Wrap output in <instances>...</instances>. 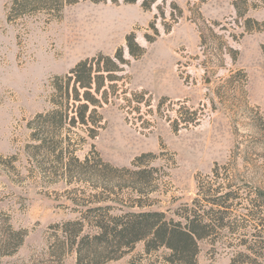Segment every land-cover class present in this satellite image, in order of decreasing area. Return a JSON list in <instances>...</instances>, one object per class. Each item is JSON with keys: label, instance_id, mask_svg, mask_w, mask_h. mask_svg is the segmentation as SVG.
Masks as SVG:
<instances>
[{"label": "rangeland", "instance_id": "1", "mask_svg": "<svg viewBox=\"0 0 264 264\" xmlns=\"http://www.w3.org/2000/svg\"><path fill=\"white\" fill-rule=\"evenodd\" d=\"M11 4L0 0V241L23 237L0 264H76L55 226L79 218L83 208L73 200L90 191L38 172L26 152L27 124L51 110L56 78L119 49L128 65L96 111L97 136L79 132L75 155L149 171L152 192L141 211L172 218L196 210L215 229L199 243L197 264H264V0H78L56 17L13 14ZM131 34L144 50L138 59L127 54ZM118 197L139 196L124 189ZM143 250L137 243L108 264L160 263L167 255Z\"/></svg>", "mask_w": 264, "mask_h": 264}, {"label": "trees", "instance_id": "2", "mask_svg": "<svg viewBox=\"0 0 264 264\" xmlns=\"http://www.w3.org/2000/svg\"><path fill=\"white\" fill-rule=\"evenodd\" d=\"M77 1L12 0L10 12L19 15L46 12L56 17L65 6ZM136 1L122 0L125 4ZM150 2H144L143 7L148 8ZM126 49L132 59H138L144 52L132 34L126 37ZM127 65L123 50L119 49L113 56L100 54L80 61L66 75L56 78L51 110L36 115L27 124L33 145L27 146L26 152L35 159L38 172L50 182L63 181L68 187L79 183L90 191L85 196L81 190L79 201L73 200V206L83 208L79 211L81 216L55 226L63 237L60 246L74 251L76 264H108L132 251L137 243H143L145 255L166 251L160 263L148 264H197L199 243L214 235L215 229L203 224L196 210L184 207L183 212H175L172 218H167L164 212L141 211L146 206L142 197L152 192L146 182L149 171L133 170L139 168L136 163L131 164L132 169L116 168L97 154L85 155L82 160L75 155L76 148L84 142L79 132L90 140L97 136L101 117L96 111L108 102L110 91L121 80ZM70 134L75 137L73 143ZM39 158L43 160L38 161ZM124 189L139 197L128 202L120 199L118 196ZM209 203L218 209L224 204L217 200ZM212 214L215 215L211 210L207 216L210 218ZM222 220L221 216L217 218L218 222ZM22 237L21 232H14L0 241V256L17 249Z\"/></svg>", "mask_w": 264, "mask_h": 264}]
</instances>
